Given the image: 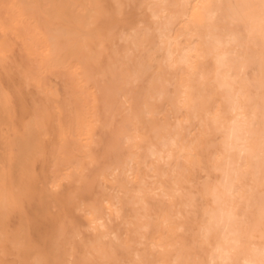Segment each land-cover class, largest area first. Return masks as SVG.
I'll list each match as a JSON object with an SVG mask.
<instances>
[{"label":"bare ground","instance_id":"bare-ground-1","mask_svg":"<svg viewBox=\"0 0 264 264\" xmlns=\"http://www.w3.org/2000/svg\"><path fill=\"white\" fill-rule=\"evenodd\" d=\"M69 26L91 41L87 90L60 62L78 46L56 35ZM262 31V0H0V264L259 260L264 187L251 157L235 187L239 232L205 238L200 193L202 122L233 109L251 117L264 80ZM218 48L229 53L224 66ZM93 219L106 231H93Z\"/></svg>","mask_w":264,"mask_h":264},{"label":"clouds","instance_id":"clouds-1","mask_svg":"<svg viewBox=\"0 0 264 264\" xmlns=\"http://www.w3.org/2000/svg\"><path fill=\"white\" fill-rule=\"evenodd\" d=\"M210 7L211 5L202 6V12ZM261 40L264 42V31L261 32ZM217 51L219 53L217 62L224 66L228 61L229 53L221 51L220 48ZM217 113L219 114L218 123L213 124L206 134L208 138L205 153L207 169L205 178L201 181L200 195L203 200V221L201 223L205 238L222 232L236 233L244 226L245 218L238 215L240 203L237 201L238 194L235 191L241 164L246 156H250L258 173L261 167L258 159L261 150L259 130L252 127L247 116L242 113L237 114L236 109H233L231 113L224 111ZM165 147L167 148V145ZM175 147L176 144L173 141L172 148ZM163 158L164 154L160 153V159L163 160ZM169 159H171L170 152ZM225 176L230 190L220 183ZM177 195L180 193L178 192ZM260 201L259 227L262 222L261 203L264 201V192L261 193ZM247 262L248 264H264V259ZM162 264H181V261L165 260ZM196 264H205V262L198 261ZM212 264H227V262L220 260L213 261ZM231 264H238V262L233 261Z\"/></svg>","mask_w":264,"mask_h":264},{"label":"snow or ice","instance_id":"snow-or-ice-1","mask_svg":"<svg viewBox=\"0 0 264 264\" xmlns=\"http://www.w3.org/2000/svg\"><path fill=\"white\" fill-rule=\"evenodd\" d=\"M155 19H159L158 16L155 17ZM94 27V18H89L88 20V28ZM87 31V28L85 29ZM56 35L59 39L66 40L68 42H71L74 38H78V46L73 54V57H63L61 59V63L70 70L72 76L74 77L75 81L79 84V87L81 90H87L89 86V75L88 73L84 70L83 64L85 62L90 61L93 59V53H92V48H91V41L89 36L83 35L78 32H72L70 30V26L67 30L60 31L58 30L56 32ZM102 47V44L100 45ZM75 56H79L81 58L80 62L73 63V58ZM135 79V77H130L128 86H131L132 81ZM127 98L125 97V100ZM250 120V123L254 129L259 130V135H260V140H261V150L259 152L258 159L261 162V167L259 170V177H260V182L262 187H264V80H262L261 84V96L259 103L256 105L255 109L253 110L251 117L248 118ZM219 121V114L218 113H209L208 118L202 122V129L204 130V133L207 134L212 125L215 123H218ZM29 126H31V122H29ZM40 130L44 133V138H48V133H47V128L45 124H39L37 125ZM89 144H91V141H89ZM63 181H59L57 183H54L51 185V188L53 191H57L60 189L61 184ZM220 183L225 185V187H228L230 190V186L227 184V177L225 176ZM165 199H171L167 194H164ZM196 200V193H192L190 197L189 204L187 207H191ZM111 207V205H109ZM80 211H85V209L81 208ZM115 211L116 215H119V209L115 208L113 209ZM146 212V208H145ZM261 214H262V222L260 225L261 232H262V238H264V201L261 203ZM178 219H182V217H178ZM163 223L166 227H172L174 228L175 231L177 232H184L185 227L183 224H173L170 223L169 218L164 217L163 218ZM93 231H98V230H103L106 231L104 228V223L102 220H95L93 219V223L91 226ZM149 229L148 227L143 228V232H147ZM139 239L141 242L144 240V236L141 233H137ZM141 246H143V243H141ZM153 247H156L154 244ZM258 254L261 257V259H264V247L260 248L258 250ZM89 264H117V261L114 259L108 257L105 259H102L100 261H96L95 259L91 260ZM136 264H150L149 261L141 259L139 255H137L136 258ZM162 264V262H160ZM245 264H248L246 261Z\"/></svg>","mask_w":264,"mask_h":264},{"label":"rangeland","instance_id":"rangeland-1","mask_svg":"<svg viewBox=\"0 0 264 264\" xmlns=\"http://www.w3.org/2000/svg\"><path fill=\"white\" fill-rule=\"evenodd\" d=\"M240 32L241 33H244V30L243 28L241 27L240 28ZM14 56L15 58L19 59L20 57V47L19 45H15V48H14ZM49 84L53 87V90L54 91H57V89L60 91V97L63 96V84H62V80L60 79V77L58 75H51L49 77ZM34 89L33 88H30L29 89V92L32 93V95H34ZM35 96V95H34ZM7 132V130H6ZM11 137L14 138L15 137V134L14 132H11Z\"/></svg>","mask_w":264,"mask_h":264}]
</instances>
